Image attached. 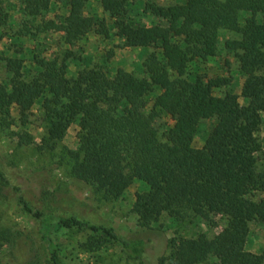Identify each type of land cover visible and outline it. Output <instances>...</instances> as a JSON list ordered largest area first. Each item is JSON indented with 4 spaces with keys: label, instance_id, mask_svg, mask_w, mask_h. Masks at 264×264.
Wrapping results in <instances>:
<instances>
[{
    "label": "trees",
    "instance_id": "trees-1",
    "mask_svg": "<svg viewBox=\"0 0 264 264\" xmlns=\"http://www.w3.org/2000/svg\"><path fill=\"white\" fill-rule=\"evenodd\" d=\"M88 2L22 0V14L40 35L61 33L68 45L94 33L114 35L124 48L154 49L139 69L144 76L124 70L111 76L103 67L69 76L65 63L36 57V73L25 80L24 58H3L10 81L0 86L2 130L13 126L9 119L14 109L28 112L40 102L46 129L41 147L56 151L70 127L78 124L77 149L61 150L70 160L69 175L106 202L122 198L135 182L145 185L148 190L137 194L133 204L140 234L163 238L162 226L153 224L164 215L174 225L227 220L213 239L201 234L169 240L170 254L159 256L156 264H264V252L246 250L249 224L264 223V153L257 137L264 112V0H185L170 6L147 0L143 13L156 20L151 25L133 18V0H98L112 25L98 10H88ZM57 4L66 12L60 22L45 20ZM9 17L0 10V26ZM222 31L238 36L228 39L224 49L238 60L245 77L242 106L228 78H185L191 63L218 55ZM223 87L229 90L217 95ZM156 90L160 93L148 101ZM162 114L174 123L166 141L155 125ZM203 120H215L216 125L197 149L193 142ZM10 135L19 146L34 142L24 128ZM12 184L0 160V199L10 186L15 190L22 212L40 223L50 264H67L52 236L74 227L115 242L130 264H146L144 239L121 236L109 223L92 224L74 213L44 212ZM4 243L16 264H33L28 260L29 237L5 228L0 230V248Z\"/></svg>",
    "mask_w": 264,
    "mask_h": 264
},
{
    "label": "rangeland",
    "instance_id": "rangeland-1",
    "mask_svg": "<svg viewBox=\"0 0 264 264\" xmlns=\"http://www.w3.org/2000/svg\"><path fill=\"white\" fill-rule=\"evenodd\" d=\"M171 2L173 0H168V3ZM22 8V0H0V10L10 15L8 22L0 26V86L9 85L10 81L3 58L14 56L24 58L26 71L23 73V78L25 80H29L36 73L34 63L36 57L38 60H55L59 64L65 63L69 76H75L78 72L93 67H103L111 76H115L118 70L131 72L138 77L144 76L139 69L145 61L135 58L132 53H122L121 49L124 48L122 41L114 35L109 38L95 39V34L91 33L89 36L92 39L87 37L73 45H68L62 39L61 33L48 31L40 35L36 27L32 25L31 18L22 14ZM91 8L101 12L98 0H89L88 10ZM143 12L144 10L139 7H134L132 16L145 25L156 23L153 17L150 19L151 15L147 16ZM65 13L64 9L57 4L54 5L53 10L45 14L44 18L60 22L61 16ZM103 16L112 25L108 16ZM26 23H28L27 26L24 25ZM110 28L113 33L112 26ZM228 39H238V36L222 31L219 36L218 55L205 61L191 63L185 78L197 76L228 78L231 80V89L239 96L242 106L246 103L241 94L245 77L239 73L238 60L224 49ZM70 52L73 55L67 57ZM228 90L229 87H223L218 89L216 94L224 96ZM159 93L157 90L151 92L148 101ZM150 107L151 104L148 108ZM42 112L40 102H37L28 112L14 109L9 119L14 123L13 126L7 130H2L0 126V160L13 183L12 186H19L23 195L33 206L44 212L51 210L74 213L92 224L109 223L121 236L144 239L147 249L144 257L146 264H156L159 256H168L170 250L167 243L171 239L178 237L191 239L201 234L213 239L226 226L225 218H216L211 225L199 219L174 225L164 215L159 222L153 224L156 228L162 226V230L165 231L163 238L158 237L156 233L140 234L137 225L139 217L133 211V204L137 194L146 192L148 188L135 182L119 200L104 201L89 185L69 175L70 160L61 150L64 149L66 152L77 149L78 124L70 127L56 151H49L41 147L42 138L46 135ZM260 116L261 125L257 137L263 146L264 153V112H261ZM173 124V121L164 114L156 120L155 125L162 141H166V134ZM215 125V120L201 122L193 142L195 148L201 149L204 146ZM20 128H24L33 136L34 142L31 145L19 146L11 137V131L17 132ZM5 195V199H0V230L7 228L13 233H21L22 236L29 237L32 240V249H28L29 262L50 264L46 244L39 233L40 223L22 212L16 192L11 186ZM249 229L246 250L254 254H263L264 223L252 222L249 224ZM52 238L60 246L67 264H130L128 256L118 244L88 228H63L54 233ZM0 264H16L9 244L4 243L0 248Z\"/></svg>",
    "mask_w": 264,
    "mask_h": 264
},
{
    "label": "crops",
    "instance_id": "crops-1",
    "mask_svg": "<svg viewBox=\"0 0 264 264\" xmlns=\"http://www.w3.org/2000/svg\"><path fill=\"white\" fill-rule=\"evenodd\" d=\"M185 0H173V2L171 3H168V0H156V2L159 4V5H162V6H170L169 4L171 5H174L176 3H182L184 2ZM147 2V0H136L134 1V5H133V8L134 7H139L140 9L144 10L145 8V3ZM142 7H141V6ZM148 16V15H147ZM144 18V17H143ZM152 17H150L151 19ZM89 39H92V37L88 36ZM94 38H98L97 35H94ZM122 53L124 54H133L135 56V58H138L140 61H145L146 58L148 57V55L150 53L153 52V49L152 48H149V49H140V48H123L121 49ZM120 54V52H118ZM128 72V71H127Z\"/></svg>",
    "mask_w": 264,
    "mask_h": 264
}]
</instances>
